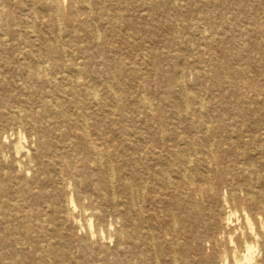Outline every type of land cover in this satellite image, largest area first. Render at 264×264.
<instances>
[{
	"label": "bare ground",
	"instance_id": "obj_1",
	"mask_svg": "<svg viewBox=\"0 0 264 264\" xmlns=\"http://www.w3.org/2000/svg\"><path fill=\"white\" fill-rule=\"evenodd\" d=\"M48 1L58 13L59 1ZM174 1L163 6L174 9ZM193 21L203 27L207 19ZM237 45L192 68L200 86L191 89L190 105L179 92L168 118L126 133L119 144L112 141L109 98L101 113L88 114L92 102H83L85 83L78 82L85 70L65 48H49L54 54L45 65L22 55L16 68L33 102L27 108L3 103L0 116L33 129L38 150H27L19 168L0 162L6 171L0 172V264H264V132L250 131L242 115L261 100L260 80L243 66H226L235 64ZM173 64L165 98L183 76L184 67ZM236 74L250 79V94ZM234 93L238 112L227 114L224 103ZM46 132L55 140L45 139L42 150ZM20 138L10 145L15 155ZM69 181L89 194L75 202L66 192ZM232 200L244 204H226Z\"/></svg>",
	"mask_w": 264,
	"mask_h": 264
},
{
	"label": "rangeland",
	"instance_id": "obj_2",
	"mask_svg": "<svg viewBox=\"0 0 264 264\" xmlns=\"http://www.w3.org/2000/svg\"><path fill=\"white\" fill-rule=\"evenodd\" d=\"M58 1L60 11L56 13L48 0H0V64H5L0 105L27 108L33 102L24 95L26 81L16 68V62L23 61L22 55L31 63L39 59L45 65L50 64L49 55L65 48L66 56L85 70L78 82L85 83L80 86L83 102H92L88 114L101 113L102 102L109 98L112 141L119 144L127 141L126 133L142 131L161 117L165 120L170 116L179 92L185 93L184 104L190 105L191 89L200 86L192 68L204 60L216 61L224 51L230 52L225 50L229 44L239 43L235 64L226 66L231 71L243 66L259 78L261 100L251 101L242 115L250 131L264 132V0H173L174 9L168 10L163 6L165 0H77L72 13L69 6L74 0ZM154 2L160 6L153 7ZM202 16L206 24L195 25L193 20ZM224 58L228 60L230 55ZM173 63L184 67L183 76L165 98L162 92L175 73ZM240 77L236 74V79L246 80ZM246 82L244 91L250 94V79ZM58 83L66 90L70 87L59 79ZM238 97L234 93L225 100L227 114L238 112ZM50 132L39 140L42 150L46 148L45 139L55 140ZM17 134L22 150L15 155L10 145ZM37 137L33 129L0 116V162L19 168L27 150L37 153ZM30 168L34 172L32 163ZM219 187L226 197V188ZM66 192L72 193L75 202L78 196L89 194L87 189L76 190L70 181ZM226 204L244 203L232 200ZM84 232L83 228L76 229L80 236ZM114 244L111 238L107 247L111 249Z\"/></svg>",
	"mask_w": 264,
	"mask_h": 264
}]
</instances>
